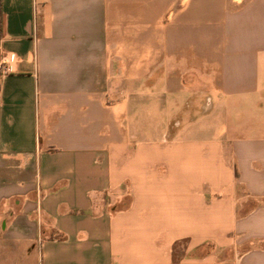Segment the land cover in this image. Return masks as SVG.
Segmentation results:
<instances>
[{"label":"crops","instance_id":"1","mask_svg":"<svg viewBox=\"0 0 264 264\" xmlns=\"http://www.w3.org/2000/svg\"><path fill=\"white\" fill-rule=\"evenodd\" d=\"M0 14V264H264V0Z\"/></svg>","mask_w":264,"mask_h":264},{"label":"built area","instance_id":"2","mask_svg":"<svg viewBox=\"0 0 264 264\" xmlns=\"http://www.w3.org/2000/svg\"><path fill=\"white\" fill-rule=\"evenodd\" d=\"M16 57L8 54L0 59V76H7L15 72Z\"/></svg>","mask_w":264,"mask_h":264},{"label":"trees","instance_id":"3","mask_svg":"<svg viewBox=\"0 0 264 264\" xmlns=\"http://www.w3.org/2000/svg\"><path fill=\"white\" fill-rule=\"evenodd\" d=\"M0 23H1V14H0Z\"/></svg>","mask_w":264,"mask_h":264},{"label":"rangeland","instance_id":"4","mask_svg":"<svg viewBox=\"0 0 264 264\" xmlns=\"http://www.w3.org/2000/svg\"><path fill=\"white\" fill-rule=\"evenodd\" d=\"M118 207H122V205H119Z\"/></svg>","mask_w":264,"mask_h":264}]
</instances>
